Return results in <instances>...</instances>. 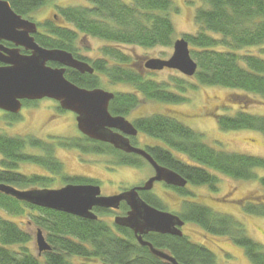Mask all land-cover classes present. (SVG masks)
I'll use <instances>...</instances> for the list:
<instances>
[{"label": "trees", "instance_id": "1", "mask_svg": "<svg viewBox=\"0 0 264 264\" xmlns=\"http://www.w3.org/2000/svg\"><path fill=\"white\" fill-rule=\"evenodd\" d=\"M6 1L16 13L30 20L35 11L48 3V0ZM201 1L205 6L198 8L194 15L198 31L183 36L189 43L191 57L197 62V70L191 78L201 85L236 90L224 109L227 105H235L238 110L232 114H214L220 130H250L264 136V114L247 111L252 101L264 107V56L239 53L244 48L264 43V0ZM172 10L177 11L171 0H88L87 5L59 8L58 14L37 23L34 38L44 48L62 49L74 56H78L76 42L80 35L106 42L107 45L100 48V57L92 62L95 73L82 74L67 68L64 75L72 83L88 89L102 87L103 79L110 84L129 85L132 91L116 93L108 107L112 115L127 116L138 106L140 96L147 101L176 104L187 101L185 92L196 88L189 82L191 78L182 75L171 76L168 81L148 78L141 71V62L134 61L120 49L124 46H171L175 33L169 14ZM32 103L35 102L23 101V105ZM57 108L64 112L59 106ZM9 118L13 120L16 115L9 114ZM132 122L139 132L163 144L164 148L147 151L158 163L186 179L187 185H203L217 192L218 174L233 180L257 182L262 193L234 202L245 213L264 218V176L258 177L256 173L264 169V157L216 150L176 116L153 114ZM26 148H35L41 155L28 153ZM57 148L108 155L116 166L140 168L142 165L137 155H127L108 143L91 140L82 134L72 138L51 136L43 141L30 135L12 137L0 133V184L19 190L44 189L56 177L63 184H97L85 177L66 175L63 164L55 156ZM22 162L40 166L46 174L20 173L17 169ZM167 187L177 194L191 195L187 186ZM142 195L151 206L160 208L163 204L155 196ZM26 210L29 212L26 215L32 217L30 222L45 232L50 245L49 250L38 252V256L28 249L31 234L9 217L24 216ZM179 217L198 225L207 234L228 238L243 248L251 264H264L262 245L247 236L242 223L233 216L185 201ZM143 238L153 247L170 253L178 264L215 263L211 250L186 235L149 233ZM74 258H79L80 264H171L153 256L126 227L47 209L0 191V264H76Z\"/></svg>", "mask_w": 264, "mask_h": 264}, {"label": "rangeland", "instance_id": "2", "mask_svg": "<svg viewBox=\"0 0 264 264\" xmlns=\"http://www.w3.org/2000/svg\"><path fill=\"white\" fill-rule=\"evenodd\" d=\"M175 11H171L170 18L174 27V39L184 36L185 34H194L199 27L195 23L194 15L198 8L204 7L201 0H171ZM88 0H48L43 7L32 14V21L41 23L46 19L52 18L58 14L59 8L68 6L87 5ZM64 25L65 23L58 19ZM56 19V21H58ZM107 45L90 36H78L76 42L77 53L90 59L100 57V48ZM126 54L131 56L134 61L144 63L149 58L167 59L172 51V45L154 46L151 48H141L134 46H124L120 48ZM239 53H250L254 55L264 56V43L260 46L244 48ZM141 71L148 78L157 81H168L171 76L182 75L175 70L164 69L160 72ZM183 76V75H182ZM184 77V76H183ZM196 85L195 89H188L184 96L187 101L182 103H161L157 101H147L141 96L138 106L127 115L129 121L138 117H145L153 114L172 115L179 118L182 124L190 127L194 131L202 135V140L216 150L223 149L225 151H233L254 156L264 157V136L260 133L250 130L222 131L218 128L214 114H232L238 110L235 105H227L228 98L232 92L220 86H206L196 83L194 79H189ZM105 90L112 91L115 89L120 92L132 91L131 87L126 84H110L104 79L102 87ZM258 98V97H256ZM255 102V101H254ZM253 101L248 104V112L254 114H264V107L257 105ZM57 102L43 98L35 103L23 105L20 108L15 119L9 118L8 113L0 110V133L8 136H32L43 141H48L51 136L72 138L79 137L80 132L76 128L75 115L69 111L60 112L57 108ZM137 144L154 145L156 140L137 135L134 138ZM26 152L31 154H40L41 151L35 148H26ZM174 153V152H173ZM175 155H178L175 153ZM55 156L59 162L63 164V172L68 176L85 177L94 182H98L102 194H109L119 189H130L131 186L142 184L147 180V176L151 173V168L147 164H142L140 168H131L126 166H116L111 163V157L108 155L84 154L76 149L57 148ZM181 159L187 161L184 157ZM18 172L25 174H46L44 170L37 165L30 163H20ZM258 177L264 176V169L256 170ZM220 178L218 191L212 192L206 186H187L190 196H182L176 192L159 186H153V192L158 193L163 205L168 211H180L181 202L184 199L187 202L205 205L212 210L233 216L240 221L245 229L246 235L254 241L260 243L264 251V218L245 213L242 208L237 205L234 200L241 202L250 197L259 195L262 190L257 182L254 181H238L227 178L218 174ZM63 186L59 178H53V181L46 188H57ZM158 188V189H157ZM183 203V201H182ZM15 217L10 216L19 225L31 234V240L28 243L29 251L38 256L37 244L35 236L37 230H41L45 237V232L32 224L31 215ZM29 213V212H28ZM34 213L33 211L31 212ZM6 215V214H4ZM101 220L108 225L113 224V215L103 214ZM182 231L191 241L206 246L215 254L214 264H251L244 254L243 248L232 243L226 237L213 236L204 232V230L194 223H186ZM81 260L74 258V263L80 264Z\"/></svg>", "mask_w": 264, "mask_h": 264}, {"label": "water", "instance_id": "3", "mask_svg": "<svg viewBox=\"0 0 264 264\" xmlns=\"http://www.w3.org/2000/svg\"><path fill=\"white\" fill-rule=\"evenodd\" d=\"M36 32L37 24L34 21L16 13L8 1L0 0V110L17 114L22 100H55L61 109L75 114L76 128L80 133L124 152L142 156L152 166L154 174L141 186L110 196L100 195L99 186L91 184L27 190L0 184V191L18 200L90 220L97 219L92 212L94 206L116 209L120 201L124 200L129 211L125 216H116L114 223L130 229L137 242L147 246L153 256L178 264L173 256L145 241L143 235L158 232L181 236L180 227L184 221L175 214L147 204L138 191H148L159 181L183 188L187 180L174 170L158 165L148 152L129 143L126 136H135L137 129L124 116L110 113L108 107L114 97L112 92L100 87H80L65 77V68L92 74L94 70L87 62L74 58L68 51L38 45L34 38ZM1 41L10 42L13 47H6ZM20 48L29 53H22ZM172 48L167 59H147L143 63L144 69L160 71L167 68L185 77H193L197 62L191 57L188 41L184 37L176 38ZM48 63H56L61 67H53ZM35 241L39 253L50 249L41 230H37Z\"/></svg>", "mask_w": 264, "mask_h": 264}, {"label": "flooded vegetation", "instance_id": "4", "mask_svg": "<svg viewBox=\"0 0 264 264\" xmlns=\"http://www.w3.org/2000/svg\"><path fill=\"white\" fill-rule=\"evenodd\" d=\"M3 42H6V41H1V44H3L4 46H6V47H9V48H12L13 47V44H11V43H9V42H7V43H9V45H5ZM11 45V46H10ZM22 49V48H21ZM23 50V49H22ZM25 51V54H28L29 52L28 51H26V50H24ZM73 55V54H72ZM77 55L78 56H74L73 55V57L74 58H76V59H78V60H81V61H84V62H87L92 68H93V73H95V69H94V67H93V60H95V59H90V58H88V57H86V56H82V55H80V54H78L77 53ZM98 59V58H97ZM55 64V66H53V67H61V65H59V64H56V63H54ZM143 67V66H142ZM67 68H65V70H66ZM71 69V68H70ZM164 69H162L161 71H163ZM150 72H155V71H150ZM160 72V71H159ZM92 73V74H93ZM83 74V73H82ZM112 91H109V90H107V91H109V92H112L113 94H114V96L116 95V93H119L120 91H117V90H115V89H111ZM128 92V91H127ZM114 98V97H113ZM141 97H139V99H140ZM22 104H23V101H22ZM58 105V104H57ZM23 106V105H22ZM58 107V106H57ZM133 111V110H132ZM132 111L130 112V113H132ZM7 113V112H6ZM10 113H8V115H9ZM73 114V113H72ZM129 115V114H128ZM127 117V116H126ZM133 121V120H132ZM132 121H130L132 124H133V122ZM134 126V125H133ZM135 127V126H134ZM136 128V127H135ZM137 129V128H136ZM137 135H144L143 133H141V132H139L138 131V129H137ZM136 135V136H137ZM136 136H126L128 139H129V143L133 146V147H137V148H140V149H143V150H145L146 152H148L147 150L148 149H151V148H155V147H158V148H161V147H163V144L160 142V141H158V140H156V139H154V140H156V142L157 143H155L154 145H143V144H137L135 141H134V138L136 137ZM146 135H144V137H145ZM146 137H148V136H146ZM164 148V147H163ZM166 148V147H165ZM117 150H119V149H117ZM121 152H124V151H122V150H120ZM167 151H169V152H171L174 156H178V157H180V155H175V153L176 152H174L173 153V151L172 150H170V149H168L167 148ZM125 154H127V155H137V157L138 158H140L141 159V161H142V164H147V165H149V167L151 168V173L149 174V176H147V179L149 178V177H151L153 174H154V170H153V168H152V166L142 157V156H140V155H138V154H136V153H132V152H124ZM149 153V152H148ZM150 154V153H149ZM177 154V153H176ZM151 155V154H150ZM151 157L153 158V156L151 155ZM154 159V158H153ZM155 160V159H154ZM156 161V160H155ZM156 163L158 164V165H160V166H164L163 164H161V163H158L157 161H156ZM119 166V165H118ZM120 166H128V167H131V168H136V169H138L137 167H134V166H130V165H120ZM164 167H166V166H164ZM168 168V167H167ZM170 169V168H169ZM67 184H93V183H69V182H66L65 184H63V185H67ZM143 184V183H142ZM141 183L140 184H137V185H133V186H131V188L132 187H138V186H141L142 185ZM155 185H158L159 187V190H160V188H165V187H167V186H172V185H168V184H166V183H164V182H162V181H159V182H155L154 183V185L153 186H155ZM186 186H188V185H186ZM157 188V189H158ZM168 189H170L169 187H167ZM170 190H172V189H170ZM122 191H125V189H119V190H117V191H115V192H112V193H109V194H102L101 193V190H100V195H102V196H110V195H116V194H119V193H121ZM173 191V190H172ZM175 192V191H174ZM138 194H139V196L142 198V194H146L147 196H155V197H157L160 201H161V203H162V200H161V198L158 196V193H155V192H153V188H151L150 190H148V191H138ZM182 196H184V195H182ZM186 196V195H185ZM187 197V196H186ZM183 202H185V201H187L186 199H184L183 198V200H182ZM182 201L181 202H179V205L182 207V205H183V203H182ZM146 202V201H145ZM147 203V202H146ZM148 204V203H147ZM150 205V204H149ZM123 206H126V209H124V210H122L121 208L123 207ZM154 207V206H153ZM154 208H156V209H158V210H160V211H166V212H169V213H172V214H175V215H177L178 217H179V211H177V212H172V211H168L167 209H166V207L162 204V206H160V208H157V207H154ZM181 209V208H180ZM179 209V210H180ZM129 211V207H128V205H127V203L124 201V200H122V201H120V203H119V205H118V207L116 208V209H114V208H102V207H99V206H94L93 208H92V212L97 216V219H101L100 217L103 215V214H111V215H113V224H114V218L116 217V216H125L126 214H127V212ZM180 218V217H179ZM96 219V220H97ZM181 219V218H180ZM182 220V219H181ZM186 223H188V222H184V224L180 227V230H181V232H182V235H184V233H183V231H182V228H183V226L186 224ZM149 233H158V232H148L147 234H149ZM158 234H162V233H158ZM168 234V233H167ZM144 235H146V234H144ZM170 235H173V234H170ZM181 235V236H182ZM175 236H178V235H175ZM164 252H166V253H168L167 251H165V250H163ZM168 254H170V253H168ZM171 255V254H170Z\"/></svg>", "mask_w": 264, "mask_h": 264}]
</instances>
